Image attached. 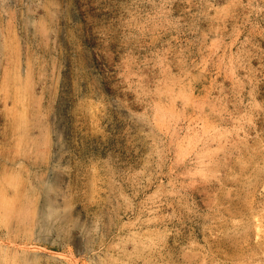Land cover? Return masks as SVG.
<instances>
[{
    "label": "rangeland",
    "instance_id": "374dc122",
    "mask_svg": "<svg viewBox=\"0 0 264 264\" xmlns=\"http://www.w3.org/2000/svg\"><path fill=\"white\" fill-rule=\"evenodd\" d=\"M0 264H264V0H0Z\"/></svg>",
    "mask_w": 264,
    "mask_h": 264
}]
</instances>
